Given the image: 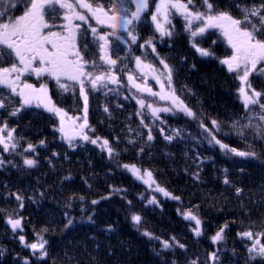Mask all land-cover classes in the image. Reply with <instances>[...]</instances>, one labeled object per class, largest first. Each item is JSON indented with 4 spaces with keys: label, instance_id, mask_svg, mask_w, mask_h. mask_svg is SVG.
Listing matches in <instances>:
<instances>
[{
    "label": "trees",
    "instance_id": "trees-1",
    "mask_svg": "<svg viewBox=\"0 0 264 264\" xmlns=\"http://www.w3.org/2000/svg\"><path fill=\"white\" fill-rule=\"evenodd\" d=\"M101 2L107 7L110 0ZM215 2L222 10L228 4V0ZM259 2L237 0V3ZM226 10L239 15L235 8ZM17 12L15 8L9 15ZM172 23L175 35L161 39L154 33L149 17L138 29L137 45H131L129 51L128 45L119 44L113 58L118 56L134 69V57L139 55L160 70L163 66L158 59L164 58L174 69L173 86L185 103L209 127L213 119L221 123L223 131L218 138L224 143L238 150H248V145L253 144L256 159L226 157L218 146H210L203 140L197 120L183 115L172 117L162 113L166 124L153 125L154 139L147 141L148 129L140 125V117L135 115L139 107L131 98L135 90L126 87H121L119 94L105 95L106 90L89 92L87 119L94 132L88 134L112 142L119 153L112 159L97 146L84 141H78L74 148L69 147L55 131L58 118L42 108L26 107L15 116H9L10 109L0 110V123L7 121L9 128L16 129L20 145L17 152L38 161L35 168H27L20 155L3 153L0 146V156L16 165L0 167V264H24L26 258L29 264H172L173 261L189 264L196 258L199 264H213L208 257L214 250H219V264H261L259 259L249 260L247 248L251 242L241 239L238 233L249 229L264 231V141L254 138L251 131L246 133L248 140L245 141L228 127L232 120L245 114L238 99L239 81L219 62L231 54L230 47L218 31L210 30L200 46L211 49L214 56L202 57L192 47L182 17L174 16ZM149 37L154 38L158 56L150 49L138 47ZM92 51L95 52V48ZM85 58L96 57L86 54ZM12 62L13 59H8L2 66ZM120 75L123 77L122 73ZM123 78L126 84V77ZM24 80L33 78L26 75ZM250 80L254 88L264 90V77L253 76ZM33 82L46 83L53 101L69 116H83V99L78 89L75 95L62 93L55 81L47 77ZM148 84L159 91V85L151 77ZM144 97L148 102L155 100L146 94ZM105 106L108 113L104 111ZM157 106H164V102L157 101ZM145 123H151L150 119H145ZM159 128H164L163 134ZM172 129H181L182 133L169 142L164 137L172 135ZM42 140L43 146L39 143ZM129 140L134 143L129 144ZM28 144L36 146L34 153L24 152ZM123 164L151 170L156 182L180 199L148 189L118 167ZM225 177L230 181L227 185ZM236 188L242 189L239 196ZM15 194L23 197V208L19 207ZM152 196L158 204L148 203ZM93 200L99 203L93 205ZM188 210L203 222L201 237L191 231L194 221H186L181 215ZM133 213L142 217L140 225L132 222ZM9 217H22L23 229L13 232L7 224ZM68 219H72L73 224L65 227ZM226 223L224 241L213 244L209 237ZM145 230L161 240L175 237L186 247L162 250L159 241L142 234ZM36 234L48 241L47 255L43 258L39 253L33 255L19 240L23 235L27 243H34Z\"/></svg>",
    "mask_w": 264,
    "mask_h": 264
},
{
    "label": "snow or ice",
    "instance_id": "snow-or-ice-1",
    "mask_svg": "<svg viewBox=\"0 0 264 264\" xmlns=\"http://www.w3.org/2000/svg\"><path fill=\"white\" fill-rule=\"evenodd\" d=\"M21 5L24 10L20 15H9V12ZM153 5L154 10H152ZM227 8H235L239 15L234 16L231 11L226 10ZM60 10H63V23L59 25L49 23V19L61 18ZM174 16L182 17L184 31L188 33L192 47L202 57L214 56L211 49L200 46L206 35L210 34V30L218 31L226 40L231 54L221 58L219 62L239 81L238 99L245 110V114L232 120L228 127L245 141L248 140L246 133L249 131L254 138L264 141V90L254 88L250 80L253 76L257 79L264 77V0H260L259 4L228 0L223 10L215 0H110L107 7L101 0H0V110L10 109L9 116H15L26 107L35 105L36 108H42L58 118L59 124L55 131L61 134V139L67 141L69 147L74 148L78 141H84L97 146L102 152L107 153L109 159H112L119 155L112 146V142L107 138L98 136L93 138L88 134L89 131L94 132L87 119L89 92L99 93L101 90H106L105 95L119 94L121 87H126L130 91L135 90L131 98H134L139 106L135 115L140 117V125L148 129L147 141L154 139L153 125L166 124V120L161 116L162 113L170 114L172 117L183 115L197 120L203 140L210 146H218L226 157L255 160L257 152L253 144L248 145V150H238L224 143L218 138L223 131L221 123L213 119L209 127L185 103L173 86L174 69L164 58L158 59L163 70L158 69L153 63L145 62V59L139 55L134 57V69L124 64L118 56L113 58V53L117 51L119 44L128 45L129 51H131V45H137L140 40L138 29L149 17L151 24L154 25V33H158L161 39L173 37L175 35V25L172 23ZM57 28L59 30H54ZM105 28L108 30L104 31ZM198 38L199 42H197ZM213 43L215 44L216 41ZM138 47L150 49L152 53H156L153 37L145 39L143 43L138 44ZM93 48L95 52L92 51ZM86 54L96 58L86 59ZM156 55L158 56V53ZM8 59H13L14 62L8 66H2ZM121 73L123 77H126V84ZM25 74L54 80L62 93L75 95L78 89L79 97L83 99V116H69L53 101L46 83H41L39 87L27 83L21 79ZM149 77L159 85V91H154L149 86ZM110 85L116 87H109ZM144 94L155 100L148 102ZM125 99L129 97L125 96ZM157 101L164 102V106H157ZM104 111L109 112L107 106ZM145 119H150L151 123H145ZM129 131L133 130L129 129ZM159 131L163 134L164 128H159ZM171 131L172 135L164 137L169 142L181 136L182 133L181 129ZM15 133L16 129L9 128L7 121L0 123L2 152L18 154L22 157L23 166L35 168L38 164L37 159L17 152L20 145ZM116 140L118 141L119 137ZM39 143L43 146L45 142L42 140ZM128 143L133 144L134 141L129 140ZM35 148L36 146L28 144L24 152L34 153ZM143 151L141 147L140 152L143 153ZM55 155L57 154L53 153V156ZM5 164H13V161H6L3 156H0V167ZM13 166L16 165L13 164ZM118 167L147 185L148 189L174 200L180 199L161 187L151 170L141 169L135 164H123ZM196 176L198 179V174ZM69 178L66 177V179ZM224 183L226 185L230 183L227 177ZM114 191L119 192L121 189H114ZM235 191L238 196L242 194L240 188H236ZM15 198L20 202L19 207L23 208V197L15 194ZM80 199L83 200L82 197ZM91 203L95 205L99 201L93 200ZM128 203L131 204L130 201ZM148 203L158 204V201L155 196H152ZM68 208H71L70 204ZM67 215L68 213L65 212V216ZM181 215L186 221H194L195 226L191 231L196 237H201L203 235L201 219L191 210ZM88 220L91 222L92 217L89 216ZM131 220L135 225H140L142 217L133 213ZM7 224L11 226L13 232L22 230L23 218L9 217ZM72 224L73 220L68 219L65 227ZM227 228V223L221 226L214 235L209 237L211 242L217 244L224 241ZM142 234L150 240L159 241L162 250L186 247L175 237L161 240L147 230ZM36 236L37 240L34 243H27L23 235L19 236V240L24 247L32 251L33 255L39 253V256L43 258L47 255L48 241L41 234ZM238 236L251 242L247 248L249 260L259 259L261 264H264V231L253 232L249 229L238 233ZM208 259L213 264H219V250L212 251ZM24 264H29L27 258ZM172 264L176 262L173 261ZM189 264H199L198 258L189 261Z\"/></svg>",
    "mask_w": 264,
    "mask_h": 264
},
{
    "label": "flooded vegetation",
    "instance_id": "flooded-vegetation-1",
    "mask_svg": "<svg viewBox=\"0 0 264 264\" xmlns=\"http://www.w3.org/2000/svg\"><path fill=\"white\" fill-rule=\"evenodd\" d=\"M24 9H23V5H21L20 7H18V12L16 13V15H20L21 13H22V11H23ZM60 17L61 18H59V19H56V20H52V19H49V23H52V22H54V23H56V24H62L63 23V20H62V16H63V10H60ZM56 21H59V23H57ZM54 30H59V28H57V29H54ZM115 47H116V45H115ZM38 66V65H37ZM26 75H28V76H31L32 78H33V80H24L25 79V76ZM25 76L24 77H22L21 79L23 80V81H25V82H27V83H31V84H34V83H36V82H33L32 83V81H34V80H37L38 81V79H40V78H37L34 74H31V75H29V74H25ZM35 86H37V87H39V85L40 84H34Z\"/></svg>",
    "mask_w": 264,
    "mask_h": 264
}]
</instances>
